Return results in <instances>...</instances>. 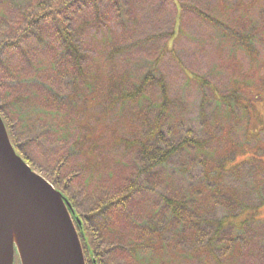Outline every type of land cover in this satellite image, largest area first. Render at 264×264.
<instances>
[{
    "label": "trees",
    "instance_id": "1",
    "mask_svg": "<svg viewBox=\"0 0 264 264\" xmlns=\"http://www.w3.org/2000/svg\"><path fill=\"white\" fill-rule=\"evenodd\" d=\"M105 1L0 0V116L12 145L71 203L81 220L75 225L86 264H264V219L243 212L240 205L239 212L231 214L224 203L227 212L218 214L223 196L234 201L232 188L224 184L235 177L238 165L250 166L251 172L244 174L250 182L254 177L264 181V150L239 161L215 163L205 140L189 128L184 133L186 124L180 127L184 135L168 128L174 104L167 100L168 88L157 66L141 77L129 64L132 53L145 46L137 41L134 25L122 38L113 34L115 40L105 44L109 51L98 55H103L100 64L96 55L89 59L91 43L83 41L81 32L91 25L86 22L71 31L69 19L75 16L72 12L92 4L97 29ZM181 9L176 8L175 26L167 35L171 48H163L162 54L173 53L178 42ZM195 14L223 26L201 12ZM247 33L239 44L257 66L256 56H250L254 37ZM147 87L157 89V102L147 99ZM229 87L221 97L211 91L212 114L224 112L236 122L235 108L249 117L252 106L264 107V78L259 85L233 81ZM119 115L137 123L135 133L118 123ZM258 124L249 132L252 139L264 135V120L258 118ZM111 130L114 135L104 148ZM237 148L243 150L239 143ZM107 151L111 158L105 157ZM106 160L115 162L113 167L104 164ZM192 177L200 184L179 197L161 193L178 178ZM252 183L248 198L259 193V204L264 205L262 186Z\"/></svg>",
    "mask_w": 264,
    "mask_h": 264
},
{
    "label": "rangeland",
    "instance_id": "2",
    "mask_svg": "<svg viewBox=\"0 0 264 264\" xmlns=\"http://www.w3.org/2000/svg\"><path fill=\"white\" fill-rule=\"evenodd\" d=\"M180 5H182L181 21L176 23V26L181 28L178 42L173 48V53L162 54L163 48L169 50L171 48L167 35L172 25L175 26L173 15L176 14V8L179 9ZM195 12L212 17L223 23L220 24L223 26H213L198 17ZM71 14H73L72 17L75 15L73 20L69 19L71 31H77L79 25L86 22L91 25L82 27L81 32L83 41L86 44L88 41L91 43L86 51L89 59H95V55L97 57L99 53L106 54L110 47L105 44L113 42L110 38L115 40L114 35L122 38L129 32L127 31L129 27L133 25L136 27L137 41L145 46L137 48L132 53L130 67L136 69L137 75H140L149 68L157 66V72L161 74L164 85L168 88L167 100L174 104V109L169 111L168 128H174L181 135L186 134L188 128L192 130L199 139L205 140L209 156L215 163L230 159L239 161L243 156L249 158L255 155L257 150H264V135L252 139L253 135L249 134L259 126L258 118L264 120L262 104L252 106L249 117L235 108L233 113L237 116V120L234 122L230 117H226L224 112L212 114L214 99L211 92L214 90V94L221 97L227 94L230 83L233 81L244 83L247 87L249 84L259 85L260 79L264 78V0H107L101 7V19H98L101 24L97 29L95 23H92V19H95L92 4L84 6L80 13L72 12ZM108 30H112V35L109 34L108 38H103ZM246 32L252 33L254 37L252 45L254 53H250V56H256L257 66L250 64L245 47L239 44L241 39L239 37ZM96 34L98 39L94 40ZM98 40L99 44L95 46L94 43ZM102 56L95 59L99 60V64ZM154 62L158 65H154ZM88 63L91 65L90 60ZM187 76L191 79L189 80ZM192 79L198 82L201 80L208 87H200L199 83ZM146 91L147 99L153 103L157 102L159 98L157 89L147 87ZM244 91L245 95L249 94L247 90ZM246 99L250 100V98ZM203 112L204 115H201V118L199 115ZM119 119L118 123L121 126H125L130 133H135L137 123L127 122L121 115ZM182 123L186 124L184 133L180 130ZM113 131L111 130L108 134V145H104V148L109 146L110 139L114 135ZM136 134L139 136L140 131ZM238 143L243 150L239 148L236 150ZM108 151L105 152V157L111 158ZM233 152L235 156H232ZM114 163L107 161L104 164L113 167ZM237 168L239 170L236 171L235 177L230 178L224 185L232 188L231 196L238 203L234 198L232 201L228 196H223L224 198L219 201L222 205V209L218 210L219 216L227 212L224 203L229 207L231 214L238 213L240 205L244 208L243 212L249 211L251 214L253 211L255 216L264 219V205L259 204V193L248 198L254 186H251L252 182L247 179L248 177L245 178L244 174L251 172L250 166L240 164ZM103 172L105 173V170ZM254 178L252 184L260 183L258 185L263 188L261 197L264 198V181ZM177 180L175 186L162 188L161 193L167 197L177 198L182 191L196 183L200 184L197 177ZM226 200L230 201V204H226Z\"/></svg>",
    "mask_w": 264,
    "mask_h": 264
},
{
    "label": "water",
    "instance_id": "3",
    "mask_svg": "<svg viewBox=\"0 0 264 264\" xmlns=\"http://www.w3.org/2000/svg\"><path fill=\"white\" fill-rule=\"evenodd\" d=\"M70 203L16 154L0 117V264H85Z\"/></svg>",
    "mask_w": 264,
    "mask_h": 264
}]
</instances>
